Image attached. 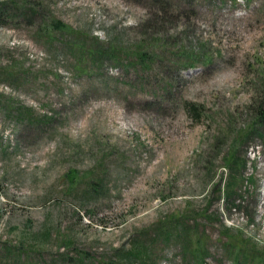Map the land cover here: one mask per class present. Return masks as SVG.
<instances>
[{"label": "rangeland", "instance_id": "1", "mask_svg": "<svg viewBox=\"0 0 264 264\" xmlns=\"http://www.w3.org/2000/svg\"><path fill=\"white\" fill-rule=\"evenodd\" d=\"M0 13V264H264V0Z\"/></svg>", "mask_w": 264, "mask_h": 264}, {"label": "trees", "instance_id": "2", "mask_svg": "<svg viewBox=\"0 0 264 264\" xmlns=\"http://www.w3.org/2000/svg\"><path fill=\"white\" fill-rule=\"evenodd\" d=\"M1 15L2 14L0 13V22H2V19H3ZM87 53H89L90 57L95 58V60L102 59L103 58L102 56H104V55L105 56H109V54H111V53H109V48H107V49H104V48L103 49H90V50H88V52L84 51L85 55H87ZM139 57L143 60L142 54H140ZM188 109H189V112H191L192 114H195V116L200 117V112H199V106L198 105L190 104ZM255 114H256V118H258V119L259 118H263L264 117V105H259L255 109ZM20 116L23 117L22 119L19 117V119H21V121L29 120L28 117H26V116H24L22 114ZM135 254H137V253H135ZM257 264H259V262Z\"/></svg>", "mask_w": 264, "mask_h": 264}]
</instances>
